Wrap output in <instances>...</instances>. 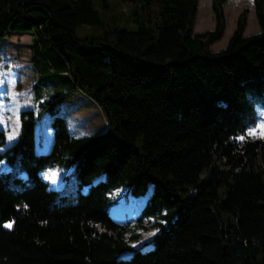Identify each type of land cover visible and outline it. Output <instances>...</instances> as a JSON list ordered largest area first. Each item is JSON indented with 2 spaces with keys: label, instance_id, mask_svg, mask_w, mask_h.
<instances>
[{
  "label": "trees",
  "instance_id": "obj_1",
  "mask_svg": "<svg viewBox=\"0 0 264 264\" xmlns=\"http://www.w3.org/2000/svg\"><path fill=\"white\" fill-rule=\"evenodd\" d=\"M117 1L135 28L117 26L109 0H0V45L32 34L36 76L4 150L0 128V264H264V140L247 133L264 108V0L260 31L244 35L245 8L215 52L228 0H213L215 28L195 34L199 0ZM83 25L98 33L79 36ZM78 92L106 131L71 134L61 105ZM44 118L53 142L37 152ZM52 168L77 175L73 200L43 178ZM122 187L148 195L135 219L111 213ZM149 227L151 247H134Z\"/></svg>",
  "mask_w": 264,
  "mask_h": 264
},
{
  "label": "rangeland",
  "instance_id": "obj_2",
  "mask_svg": "<svg viewBox=\"0 0 264 264\" xmlns=\"http://www.w3.org/2000/svg\"><path fill=\"white\" fill-rule=\"evenodd\" d=\"M109 2L111 4L110 14L119 17L118 27L126 29L136 27L129 16L130 9L127 4H122L117 0H109ZM212 2L213 0H199L198 13L193 27L194 34L215 28L216 21ZM96 7L102 9L98 3ZM245 8L248 9V22L244 35L249 36L260 31L254 10V0H228L224 6L227 20L226 30L223 37L211 45V51H219L227 46L237 26L238 16ZM97 33L98 29L95 27L87 25L77 27L79 36H90ZM31 43L32 34L13 33L0 45V128L7 136L4 148L17 141L20 131L16 124L17 126L20 124V111L29 108L32 104L31 88L36 76L31 61ZM61 91L62 89L57 85L47 88L48 94L52 97H58ZM61 112L71 118V129L77 136L99 134L108 129L102 108L82 92H78L73 100L61 105ZM257 113V124L250 127L247 133L264 140V108H258ZM36 140L37 152H47L51 149L53 132L47 118L38 123ZM9 170L5 161L0 162V171L8 172ZM55 170L57 173L48 172ZM43 173L49 183L57 184L56 190L60 195L66 196L68 201L73 200L78 192V178L75 173H72V168H52ZM111 197L114 200L111 213L114 209L118 213V217L112 213L113 217L125 221L138 216L140 211L137 209L145 204L148 195L138 199L129 194L127 188L122 187L115 190ZM139 231L141 235L138 240L130 241V243L137 248H150V241L159 232V229L149 227Z\"/></svg>",
  "mask_w": 264,
  "mask_h": 264
},
{
  "label": "crops",
  "instance_id": "obj_3",
  "mask_svg": "<svg viewBox=\"0 0 264 264\" xmlns=\"http://www.w3.org/2000/svg\"><path fill=\"white\" fill-rule=\"evenodd\" d=\"M229 42V41H228ZM32 66H33V62H32ZM34 70V69H33ZM31 106H32V104H31ZM30 106V107H31ZM63 117H64V119H65V121H66V123H67V125H68V127H69V129H70V131H71V134L73 135V136H77V134L71 129V118L67 115V114H64L63 113ZM49 124V123H48ZM20 124H18V126H19ZM17 126V124H16V127H17V129H18V131H20V129H21V127L19 126L18 127ZM50 127V126H49ZM20 134V133H19ZM18 137H19V135H18ZM36 148H37V140H36ZM5 148L4 147H2V150H4ZM47 171V170H46ZM48 172H52V173H57V171L55 170V171H48ZM42 176H43V178L45 179V180H48L45 176H44V173H42ZM52 184V187L53 188H57V184H53V183H51Z\"/></svg>",
  "mask_w": 264,
  "mask_h": 264
},
{
  "label": "bare ground",
  "instance_id": "obj_4",
  "mask_svg": "<svg viewBox=\"0 0 264 264\" xmlns=\"http://www.w3.org/2000/svg\"><path fill=\"white\" fill-rule=\"evenodd\" d=\"M142 207H143V206H140V207L137 209V211H140V210L142 209ZM112 213H113V215H115L116 217H118V213H117V211H116L115 209L112 211Z\"/></svg>",
  "mask_w": 264,
  "mask_h": 264
},
{
  "label": "snow or ice",
  "instance_id": "obj_5",
  "mask_svg": "<svg viewBox=\"0 0 264 264\" xmlns=\"http://www.w3.org/2000/svg\"><path fill=\"white\" fill-rule=\"evenodd\" d=\"M10 226V225H9Z\"/></svg>",
  "mask_w": 264,
  "mask_h": 264
}]
</instances>
